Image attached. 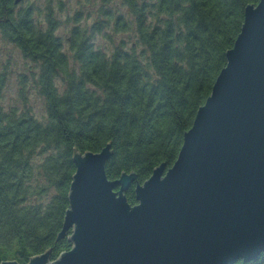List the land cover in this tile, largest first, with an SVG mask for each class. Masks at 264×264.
Listing matches in <instances>:
<instances>
[{
	"label": "trees",
	"instance_id": "16d2710c",
	"mask_svg": "<svg viewBox=\"0 0 264 264\" xmlns=\"http://www.w3.org/2000/svg\"><path fill=\"white\" fill-rule=\"evenodd\" d=\"M103 1L109 6L102 5V19L73 17L66 47L53 0L44 18L33 2L0 0L1 37L38 70L27 87L22 77V104L8 107L0 75V264H28L47 250L55 260L72 248V230L58 234L76 151L98 152L111 143L112 180L135 172L143 183L162 163L174 164L227 64L246 7L260 0H121L120 8ZM107 27L135 39L107 51L95 43ZM29 87L44 99V119L28 104ZM135 185L126 191L132 205ZM235 264H264V252Z\"/></svg>",
	"mask_w": 264,
	"mask_h": 264
},
{
	"label": "water",
	"instance_id": "95a60500",
	"mask_svg": "<svg viewBox=\"0 0 264 264\" xmlns=\"http://www.w3.org/2000/svg\"><path fill=\"white\" fill-rule=\"evenodd\" d=\"M21 0H16V3ZM1 20V19H0ZM212 92L174 164L143 183L112 180V144L76 151L69 208L58 238L71 249L28 264H235L264 252V0L249 4ZM137 203L126 191L134 184ZM1 264H21L15 260Z\"/></svg>",
	"mask_w": 264,
	"mask_h": 264
},
{
	"label": "rangeland",
	"instance_id": "374dc122",
	"mask_svg": "<svg viewBox=\"0 0 264 264\" xmlns=\"http://www.w3.org/2000/svg\"><path fill=\"white\" fill-rule=\"evenodd\" d=\"M31 2L38 9L36 10L37 14L44 18L47 10V0H24L22 5H27ZM60 3L62 6H59ZM104 3L103 0H53L52 5L60 23L57 34L63 39L66 47V40L73 26V17L80 13L79 18H84L89 23H92L95 19H102L101 7ZM114 5L120 8L122 6L121 0L113 1ZM105 6H109L108 3H105ZM134 39L135 35L132 33L124 34L121 32L116 34L113 33L111 27H107V29L96 35L95 43L110 51L113 44H120L122 40H125V44L129 47ZM37 72V66L33 62L24 59L19 49L4 40L0 35V75L5 76L4 105L6 107L22 104V77H25L27 87L30 85L28 80L33 79V74H37ZM58 84L61 85L60 80H58ZM27 101L35 114L39 118L44 119L46 116L44 99L39 96L33 87H29L27 90Z\"/></svg>",
	"mask_w": 264,
	"mask_h": 264
}]
</instances>
